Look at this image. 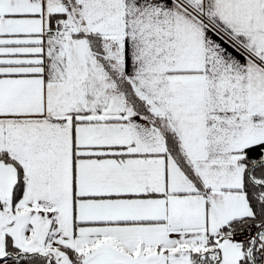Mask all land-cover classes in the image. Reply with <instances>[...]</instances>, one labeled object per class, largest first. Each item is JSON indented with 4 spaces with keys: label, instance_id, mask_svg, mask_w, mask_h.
I'll list each match as a JSON object with an SVG mask.
<instances>
[{
    "label": "snow or ice",
    "instance_id": "obj_1",
    "mask_svg": "<svg viewBox=\"0 0 264 264\" xmlns=\"http://www.w3.org/2000/svg\"><path fill=\"white\" fill-rule=\"evenodd\" d=\"M0 264H264V0H0Z\"/></svg>",
    "mask_w": 264,
    "mask_h": 264
}]
</instances>
